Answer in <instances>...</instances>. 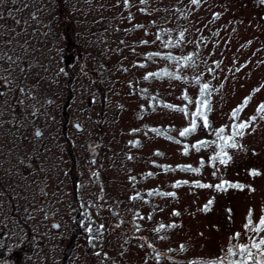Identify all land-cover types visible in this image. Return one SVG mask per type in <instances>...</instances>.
<instances>
[{
  "label": "rangeland",
  "instance_id": "374dc122",
  "mask_svg": "<svg viewBox=\"0 0 264 264\" xmlns=\"http://www.w3.org/2000/svg\"><path fill=\"white\" fill-rule=\"evenodd\" d=\"M262 105L264 0H0V264H264Z\"/></svg>",
  "mask_w": 264,
  "mask_h": 264
},
{
  "label": "flooded vegetation",
  "instance_id": "af4514ba",
  "mask_svg": "<svg viewBox=\"0 0 264 264\" xmlns=\"http://www.w3.org/2000/svg\"><path fill=\"white\" fill-rule=\"evenodd\" d=\"M87 73L88 74H93L90 70L87 71ZM18 122L19 121H17V123ZM24 122H26L25 124H23V127L24 128L19 131V133H20V136L19 137L20 138H23V139H27V138H30L31 137L33 139L41 140V139H44V137L46 138L49 135H50V137L51 136L52 137L55 136V138H57L56 136L61 132V128L62 127H64L63 128V132H62V133H64V135H66L68 128H72L73 131L76 130L78 132H81V131L84 130V126L82 125L81 121H78V122H76V121L70 122V121L64 120V119L61 120V122H60V120H56V121L55 120H51V119L50 120L49 119L48 120H43L44 125H43V129L42 130L41 129H37V128H33V124L30 123V122H32L31 120L28 121L29 123L27 121H24ZM28 126H30L32 128V130H28ZM26 133H30V134H27V136H25ZM67 140L65 139L64 142H67L68 143ZM50 144H52V146H54V147L58 146V145H56L57 142L54 141V140ZM65 149L71 150V146L69 145V143L66 145ZM76 186H78L77 183H75V188H74L75 189V192H76V190H78L76 188ZM134 195H137V194H133V196ZM74 197H75V202L77 203L74 206H76V207L79 206L80 207L79 211H81V203H80V201L77 200L76 195ZM97 206H102V205H99L98 204ZM5 207H6V205H5ZM76 211L74 213H76ZM13 212H15V211H11V214H9L8 217H11L10 219L13 220V221H15V220L20 221L21 220L20 219L21 216H16L15 215L16 213H13ZM30 212L31 211H28V212L25 213V215H22L23 220H30V219L33 220L34 219L36 221L42 220L43 222H54L55 224H53V228L55 230H58L59 225L56 224V223L59 222V219L60 218L59 219H53V215L52 214H30ZM76 215L77 214H74V216H73L74 222H76L77 221V218L80 217V215H77V216ZM11 253H13V252H11ZM11 253H8V255H10ZM1 255H4L3 254V250H0V256ZM4 257L5 258H2V259H4L5 264H11L13 261L14 262H17V261H15V259L11 260L10 256H4ZM10 260H11V262H10Z\"/></svg>",
  "mask_w": 264,
  "mask_h": 264
},
{
  "label": "snow or ice",
  "instance_id": "6c2138e0",
  "mask_svg": "<svg viewBox=\"0 0 264 264\" xmlns=\"http://www.w3.org/2000/svg\"><path fill=\"white\" fill-rule=\"evenodd\" d=\"M142 2H143V0H142ZM196 2H197V0H193V3H196ZM206 87L207 86L205 85V88ZM259 110H264V105H262ZM191 115H193V116H200V115H202V113L201 112H195V113H192ZM205 124H207L206 118H205ZM195 127H196V123H195V120H193L192 121V127L191 128H185L183 131L180 132V135L181 136H185L187 133L193 131L195 129ZM239 127L242 129V128L245 127V125L244 124H241V125H239ZM220 131L222 132L223 130L221 129ZM221 138L223 139V137H221ZM229 146L235 147L234 144L233 145H229ZM202 186L203 187H208V185H202ZM218 187H222V185H220ZM169 195H171V194H169ZM209 203H211V201ZM246 227H247V225H246ZM261 228H264V218H261L260 224H259V226L256 227V230L259 231V230H261ZM261 243L264 244V240H262ZM254 246L255 247H259V245H254Z\"/></svg>",
  "mask_w": 264,
  "mask_h": 264
},
{
  "label": "trees",
  "instance_id": "16d2710c",
  "mask_svg": "<svg viewBox=\"0 0 264 264\" xmlns=\"http://www.w3.org/2000/svg\"><path fill=\"white\" fill-rule=\"evenodd\" d=\"M74 30V27L71 25V24H66V30ZM97 218L98 217H95V221H97ZM234 259L241 264V262L244 260V257L243 256H237V257H234ZM250 259V258H249ZM203 262L201 264H204V263H207L206 261L202 260ZM241 261V262H239ZM216 263V262H214ZM251 263L254 264L255 262L251 259ZM92 264V263H91ZM125 264V263H124ZM193 264V263H192Z\"/></svg>",
  "mask_w": 264,
  "mask_h": 264
}]
</instances>
